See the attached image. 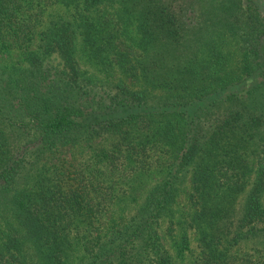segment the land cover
<instances>
[{"label": "trees", "instance_id": "1", "mask_svg": "<svg viewBox=\"0 0 264 264\" xmlns=\"http://www.w3.org/2000/svg\"><path fill=\"white\" fill-rule=\"evenodd\" d=\"M0 264H264L254 0H0Z\"/></svg>", "mask_w": 264, "mask_h": 264}, {"label": "rangeland", "instance_id": "2", "mask_svg": "<svg viewBox=\"0 0 264 264\" xmlns=\"http://www.w3.org/2000/svg\"><path fill=\"white\" fill-rule=\"evenodd\" d=\"M254 1L259 5V8H261L262 13H264V0H254ZM82 63L85 68L90 67L89 63L85 60H82Z\"/></svg>", "mask_w": 264, "mask_h": 264}]
</instances>
